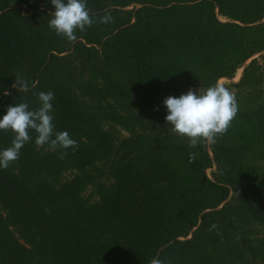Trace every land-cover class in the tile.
Masks as SVG:
<instances>
[{
  "label": "trees",
  "instance_id": "1",
  "mask_svg": "<svg viewBox=\"0 0 264 264\" xmlns=\"http://www.w3.org/2000/svg\"><path fill=\"white\" fill-rule=\"evenodd\" d=\"M87 8L97 22L70 43L48 28L50 0H0V118L52 91L54 131L78 143L60 158L32 132L0 169V264H264V0ZM250 59L212 159L171 135L167 97L232 79ZM17 74L31 91L12 87ZM12 138L0 131V151Z\"/></svg>",
  "mask_w": 264,
  "mask_h": 264
},
{
  "label": "clouds",
  "instance_id": "2",
  "mask_svg": "<svg viewBox=\"0 0 264 264\" xmlns=\"http://www.w3.org/2000/svg\"><path fill=\"white\" fill-rule=\"evenodd\" d=\"M50 3L54 11L48 13V28L70 43L77 41V31L83 32L97 22L87 8V0H50ZM112 20L109 12L99 17V23L102 24ZM12 87L22 93L31 91L29 82L19 74L15 76ZM4 94L8 95L7 91ZM53 99L52 91H42L37 94L39 107L36 109L29 110L26 102L7 108L6 114L0 118V131L11 132L13 138L11 146L0 151V169H7L19 158L22 147L32 140V132L36 134L34 142L37 146L48 145L53 151L59 149L60 158L67 154L69 148H78L77 141L67 131H54ZM163 105L167 110L165 123L169 126V131L174 136L185 139L191 148L201 144H214L219 136L226 133L238 112L234 94L220 84L197 92L189 89L179 97L169 96L163 101ZM195 157V152L189 154L190 160ZM217 227L212 224L209 230ZM149 264H163V261L154 257Z\"/></svg>",
  "mask_w": 264,
  "mask_h": 264
},
{
  "label": "rangeland",
  "instance_id": "3",
  "mask_svg": "<svg viewBox=\"0 0 264 264\" xmlns=\"http://www.w3.org/2000/svg\"><path fill=\"white\" fill-rule=\"evenodd\" d=\"M216 17H217V20H219L222 23H226L228 21L226 18L220 16L217 13V11H216ZM263 53L264 52H262L261 54H263ZM258 56H259V54L258 55H255L254 57H252V59H256L261 64L262 61H261V59ZM252 59H250L247 62H245L244 65L235 72V74H234V76H233L232 79L222 78V79H219L216 84H220V85L228 88L234 94V96H236L238 92L231 85L237 84L239 82V80L243 76V70H244V68L251 62ZM189 89H191L193 92H197L198 90H204V88L203 87H200V86H188V87L182 88L181 91L179 92V94L176 97H179L180 95L187 93V91ZM263 92H264V86H263ZM171 135H173V134L171 133ZM174 137H176V136H174ZM206 147H207V152H208L210 158L212 159V153H211L210 144L206 145ZM215 172H216V167H215V165H212V167L207 168L204 173H205V175H206V177L208 179L213 180L214 179L213 174ZM260 173H261V175L264 173V168L262 169V171ZM92 192H93L92 189H88L87 194L89 195ZM190 237L191 236H189L188 238H190Z\"/></svg>",
  "mask_w": 264,
  "mask_h": 264
}]
</instances>
